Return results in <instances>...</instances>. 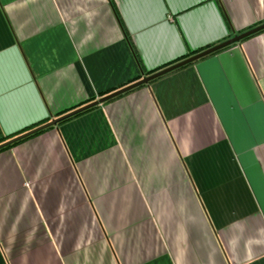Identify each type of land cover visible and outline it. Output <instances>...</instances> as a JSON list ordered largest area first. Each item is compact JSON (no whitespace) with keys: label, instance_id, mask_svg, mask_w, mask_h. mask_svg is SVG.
Instances as JSON below:
<instances>
[{"label":"crops","instance_id":"obj_1","mask_svg":"<svg viewBox=\"0 0 264 264\" xmlns=\"http://www.w3.org/2000/svg\"><path fill=\"white\" fill-rule=\"evenodd\" d=\"M261 23L264 0H0V143ZM0 264H264V30L1 149Z\"/></svg>","mask_w":264,"mask_h":264},{"label":"water","instance_id":"obj_2","mask_svg":"<svg viewBox=\"0 0 264 264\" xmlns=\"http://www.w3.org/2000/svg\"><path fill=\"white\" fill-rule=\"evenodd\" d=\"M262 30H264V23H261V24L255 26V27H252V28H250V29H248V30H246L244 32L239 33V34H236V35L232 36L231 38H228L226 40H223L220 43H217V44H215L213 46H210L207 49L199 51V52H197V53H195V54H193L191 56H188V57H186V58H184L182 60H179V61H177V62H175V63H173V64H171L169 66H166V67H164V69L162 68V69H160V70H158V71H156L154 73H150L149 75L144 76L141 79H139V80L127 85V86H124V87H122V88H120V89H118V90H116V91H114V92H112L110 94H107V95H105V96H103V97H101V98H99V99H97V100H95L93 102H90V103H88L86 105H83V106H81L79 108H76L75 110H72V111H70V112H68L66 114H62L61 116L53 118V119H51L50 121H48V122H46L44 124L36 126V127L32 128V129H30V130H28V131H26V132H24L22 134H19V135L15 136V137H13V138H11L9 140H6V141L0 143V149L5 147V146H8V145H10V144H12V143H14L16 141H18V140H20V139H22L24 137H27V136H29L31 134H34V133H36V132H38V131H40V130H42L44 128H47V127L52 126V125H55L58 122H60L61 120H64V119L70 117V115L72 116L74 114H77V113L89 108V107H92L93 105H96V104L101 103V102H103L105 100L111 99L112 97H114L116 95H119V94H121V93H123V92H125L127 90H130V89L136 87L137 85L139 86L140 84H146L149 81L151 82V80H153V79H155L157 77H160V76H162V75H164V74H166V73H168V72H170V71H172L174 69H177V68L182 67V66H184L186 64H189V63L197 60L198 58L203 57L206 54L212 53V52H214L216 50L218 51L219 49H221V48H223V47H225L227 45H230V44L235 43V42H239L240 40H242V39H244V38H246V37H248V36H250V35H252L254 33L260 32Z\"/></svg>","mask_w":264,"mask_h":264},{"label":"trees","instance_id":"obj_3","mask_svg":"<svg viewBox=\"0 0 264 264\" xmlns=\"http://www.w3.org/2000/svg\"><path fill=\"white\" fill-rule=\"evenodd\" d=\"M195 52H197V51H194V52H192V53H195ZM36 125H38V124H35L34 126H36ZM12 144H13V143H12ZM12 144H11V145H12ZM8 146H10V145H8ZM8 146H5V147H3V148H6V147H8ZM3 148H1V149H3ZM1 149H0V150H1Z\"/></svg>","mask_w":264,"mask_h":264},{"label":"snow or ice","instance_id":"obj_4","mask_svg":"<svg viewBox=\"0 0 264 264\" xmlns=\"http://www.w3.org/2000/svg\"><path fill=\"white\" fill-rule=\"evenodd\" d=\"M0 60H2V58H0Z\"/></svg>","mask_w":264,"mask_h":264}]
</instances>
